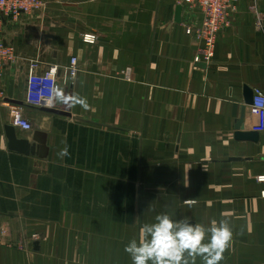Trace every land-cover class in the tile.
Listing matches in <instances>:
<instances>
[{"label": "crops", "instance_id": "crops-1", "mask_svg": "<svg viewBox=\"0 0 264 264\" xmlns=\"http://www.w3.org/2000/svg\"><path fill=\"white\" fill-rule=\"evenodd\" d=\"M45 1L0 28L17 59L0 78V264H132L125 245L161 213L226 220L221 264H264V130L235 136L243 108L240 129L256 131L244 91L264 93V0L234 2L209 62L185 32L200 10L182 0ZM32 62L57 66L67 114L24 102ZM6 125L43 132L46 156L10 150Z\"/></svg>", "mask_w": 264, "mask_h": 264}, {"label": "built area", "instance_id": "built-area-1", "mask_svg": "<svg viewBox=\"0 0 264 264\" xmlns=\"http://www.w3.org/2000/svg\"><path fill=\"white\" fill-rule=\"evenodd\" d=\"M236 0H182L188 6H195L201 10V18L197 26L186 27L185 32L192 34L200 43V56L196 60L209 62L214 55L216 39L220 30L229 23L230 12ZM45 2L43 0H0V28L5 17H17L20 13L32 14L42 10ZM264 18L256 14L255 26L258 30L263 28ZM84 41L93 43L95 36L85 34ZM16 59L15 49L7 45L0 34V78L5 67ZM37 62H32L25 79L24 102L32 107L57 109L58 95L60 91L58 81V70L56 65H50L46 70L39 72L36 70ZM77 60L70 59V64L66 67L68 76L74 78L77 71ZM123 76L129 77V69L123 72ZM255 121L252 129L256 131L264 130V93L260 89L253 92L252 104L250 105ZM14 124L24 131H32L33 125L23 115L22 109H17L14 113ZM5 234V231L0 233ZM32 239L38 238L37 234L31 235ZM23 239H19V247L22 248Z\"/></svg>", "mask_w": 264, "mask_h": 264}, {"label": "clouds", "instance_id": "clouds-1", "mask_svg": "<svg viewBox=\"0 0 264 264\" xmlns=\"http://www.w3.org/2000/svg\"><path fill=\"white\" fill-rule=\"evenodd\" d=\"M232 239L226 220L210 226L194 223L189 216L176 219L168 213L144 223L139 238L125 245L132 264H221Z\"/></svg>", "mask_w": 264, "mask_h": 264}, {"label": "water", "instance_id": "water-1", "mask_svg": "<svg viewBox=\"0 0 264 264\" xmlns=\"http://www.w3.org/2000/svg\"><path fill=\"white\" fill-rule=\"evenodd\" d=\"M180 14V5L176 8V20H179ZM245 103L248 105L252 104L253 91L251 89L245 88L244 91ZM46 111L58 113V114H67L64 111L54 108H42ZM245 110L243 108L241 115L238 121L235 124V136L241 140H251L256 141L258 139L257 131H242L241 125L244 119ZM6 137L8 139V148L13 151H17L26 155H35L37 154L40 157H45L47 153V148L45 146V134L41 131H34L32 134V141H29L25 138H18L15 132V128L11 125L5 126Z\"/></svg>", "mask_w": 264, "mask_h": 264}, {"label": "rangeland", "instance_id": "rangeland-1", "mask_svg": "<svg viewBox=\"0 0 264 264\" xmlns=\"http://www.w3.org/2000/svg\"><path fill=\"white\" fill-rule=\"evenodd\" d=\"M44 2H46L45 0H43ZM46 4V3H45ZM45 8V5L43 6V8H42V10ZM41 11V10H40ZM200 13H201V10H200ZM41 14H43V12L41 13ZM84 37V36H83ZM213 49H214V47H213Z\"/></svg>", "mask_w": 264, "mask_h": 264}]
</instances>
